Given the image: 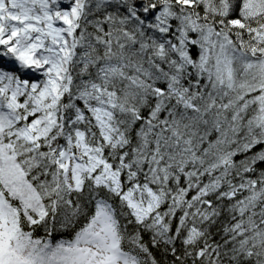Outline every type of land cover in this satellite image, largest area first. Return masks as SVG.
I'll use <instances>...</instances> for the list:
<instances>
[{"label": "snow or ice", "instance_id": "1", "mask_svg": "<svg viewBox=\"0 0 264 264\" xmlns=\"http://www.w3.org/2000/svg\"><path fill=\"white\" fill-rule=\"evenodd\" d=\"M0 264H264V0H0Z\"/></svg>", "mask_w": 264, "mask_h": 264}]
</instances>
